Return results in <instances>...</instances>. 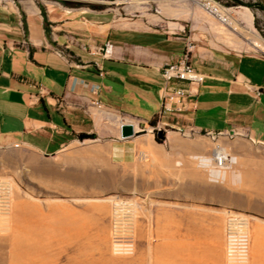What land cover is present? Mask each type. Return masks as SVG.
Wrapping results in <instances>:
<instances>
[{"label":"crops","instance_id":"1","mask_svg":"<svg viewBox=\"0 0 264 264\" xmlns=\"http://www.w3.org/2000/svg\"><path fill=\"white\" fill-rule=\"evenodd\" d=\"M150 1L155 5L146 0L140 1L142 5L94 8L52 0H0V148L30 150L46 158L60 153L62 159H74L75 170L57 171L48 163L35 170L43 173L45 185L48 180H61L62 190L72 193V199L86 201L81 208L73 207L80 213L82 229L77 227L80 239L70 243L64 239L61 215L63 208L72 205L57 199L43 204L49 240L45 264L115 263L108 259L107 246L100 243L108 228L107 201L113 196H80L87 189L90 193L106 191L109 174L89 178L87 174L93 171L79 167L105 162L110 145V158L118 167L132 164L143 147L167 171L170 157L151 142L149 120L160 108L164 82L159 69L181 55L187 39L194 43L189 59L202 80L189 98L188 110L167 115L164 121L194 131L236 132L264 145V55L215 45L206 37L196 39V18L191 14L185 21L177 0ZM221 7L230 24L231 14ZM249 39L248 43L264 51V40L257 34ZM105 42L111 44L107 57L99 51ZM121 123H132L138 131L121 138ZM86 134L92 138L85 139ZM179 144L189 150L184 141ZM238 153L241 163L237 161V171L239 166L242 175L236 181L258 190L260 186L264 198V161L255 166L243 159H264V151L245 148ZM134 171L142 174L140 169ZM164 171L155 173L157 188L158 177L169 174ZM201 185L205 196L208 191L216 193L215 186ZM147 188L133 180L125 185L130 192ZM215 193L211 196L220 197ZM245 204L255 210L263 205ZM156 206L155 264H224L221 210L195 214L188 204L187 212L171 214L160 204ZM256 221L264 226V219L254 217L252 222ZM258 236L260 254L257 246L253 264L264 262V230Z\"/></svg>","mask_w":264,"mask_h":264},{"label":"rangeland","instance_id":"2","mask_svg":"<svg viewBox=\"0 0 264 264\" xmlns=\"http://www.w3.org/2000/svg\"><path fill=\"white\" fill-rule=\"evenodd\" d=\"M41 1L45 3L46 0H35L37 3H42ZM83 1L90 2L89 0ZM102 1L103 3H106V5H115L114 3L105 2L104 0ZM216 1H218L220 5L222 4L227 7V11H230L232 19L229 26L218 23L208 15L198 3L177 0V3L183 11L182 16L185 21L191 14L196 18V39H203L206 37L210 39V43L215 45H221L242 52L264 55V51L247 42V40H250L249 38L253 33L257 34V36L264 40V11L261 9L256 10L254 7L249 6L247 3L251 2V0H240V3L236 4H231L226 0ZM99 110H103V108L99 107ZM149 125L150 128H148L152 130L149 132L151 134V142L155 146H159L164 155L170 157L169 168L167 171L166 169H163L165 170L164 172H168L169 174L160 175L158 177V184H160V187H156L157 177L155 176L157 170L163 171L158 162L159 160H157V157L151 153L150 149L147 152L143 147H141L136 160L128 166L118 167L119 165L111 160V147L108 145L107 153L104 155L106 163L100 160L99 162L79 167L80 169L93 171L92 174H87L89 178L95 177L100 173L109 174V186L106 191L96 189L95 193H90V190L87 189L82 192L80 196H113L118 199H134L138 202L136 222L138 225V232L140 230L139 227L141 226L144 229V232L136 235L137 238L134 255H113L116 259L114 264H155L152 248L155 244L156 237L155 209L157 203L160 204L167 213L169 212L171 214L187 212L188 204L191 205V211L195 214L216 213V211L211 209L221 210L220 215L222 217V222L224 223L222 237L223 249L225 240V218L228 214H245L250 221H252L254 217L264 219V198L260 197V191L255 189V186H243L241 183L239 184V182L233 181L229 175H227L226 180L221 184L209 182L206 179L207 171L204 168L202 169L197 166L195 160L189 157L193 151L183 148L179 144V141H190L198 137H203L207 142L208 148L214 143H225L226 147L231 152H235L236 141L243 142L245 148H250L255 151H264L263 144H255L236 132H224L210 135L205 131L181 129L169 126L168 124L160 127V129L164 131V137L160 139L155 135L156 128H152L153 125L151 124ZM84 138L89 140L92 138V135L86 134ZM63 153L68 154L71 152L65 151ZM151 154L152 156H150ZM61 157L62 155L60 153L54 158H46L30 150L13 147L0 148V180L4 177L10 178L17 187L19 193L34 198L41 209L46 201L50 202L53 201V199H57L64 203H70L72 207L78 206L81 208L86 201L83 199H72V193L62 190L61 185L63 182L61 180H48L47 185H45L43 173L35 170L39 166L44 165V163L53 166L57 171L67 169L75 170L77 168L74 164V159L70 157L62 159ZM243 159L249 164L254 162L255 166L259 165L258 163L260 161H264V159L261 158L244 157ZM188 161H191V163ZM240 161L241 158H238V165H240ZM134 169H140L142 174L135 172ZM239 169L241 170L238 166V171H240ZM129 180H133L134 183L142 182L143 184H147V191L130 192L126 190L125 185ZM188 182H192L190 183L192 186V196L190 198L187 196ZM204 183L209 186H215L213 187V190L216 189V193L215 191H208V196H205L202 193L203 189L200 188V186H202L201 184ZM212 193H218L220 194V197L211 196ZM4 195H6L4 189H1L0 186V204L5 197ZM110 199L111 198L108 199L109 202ZM108 201L107 208L109 210ZM261 202L263 205L261 204L262 206H257L258 208L256 207L258 211L245 204ZM165 214L166 213H164V215ZM108 230L109 229L107 228V231ZM7 259L8 253L6 248L0 246V264H8ZM60 259L63 261V254L60 255ZM224 264H226V262H224Z\"/></svg>","mask_w":264,"mask_h":264},{"label":"bare ground","instance_id":"3","mask_svg":"<svg viewBox=\"0 0 264 264\" xmlns=\"http://www.w3.org/2000/svg\"><path fill=\"white\" fill-rule=\"evenodd\" d=\"M140 1H146V0H140ZM182 1H192L194 3H200L201 6H209L212 10L218 13V16L225 17V22H227L226 13L224 9L221 7V5L218 3V1L216 0H182ZM183 141H179V142H183ZM184 143L189 148V151H193V153H191L189 157L195 160L196 165L201 167L202 169L204 168L207 172L209 170L212 171L211 177L209 176V172L206 175L207 176L206 179L209 182L221 184L226 180L227 175H229V177L233 181L237 180V175L238 176L240 175L241 178L242 170L239 169L241 173L240 171L238 172L236 169V164L239 158L238 152L242 149H245L243 142L241 141L235 142V150H234L235 152H231L230 150H228L225 143H214L210 148H208L207 142L203 137H198L190 141L186 140L184 141ZM220 153H223L224 155H230L231 158H234V163L228 166L226 170L222 172L223 173L222 178L221 177L217 178L216 176L217 172L214 168V157L215 155ZM150 156H152V154ZM188 162L191 163V161ZM0 186L1 189H4V193L6 194L4 195L5 197L2 200V203L0 204L1 206L0 207V246L6 248V251L8 253V259H7L8 264H45L46 263L45 250L47 247H49V240L45 236V221H46L45 219L47 218H45V212L43 208L42 209L40 208L39 204L34 198L29 197L28 195L25 194L21 195L17 187L10 178L4 177L3 179H1ZM260 189L261 188L259 186V191H261ZM137 205L138 202L134 199H118L116 197H111L110 202L108 203L109 210L107 208V211H108L109 230L107 231L105 236H102V238L100 239V243L105 244L107 246L109 252L108 259H111V263H113L116 260L113 255H119V256L134 255L136 248V238H137L136 235L138 233L142 234L144 232L142 226L139 227L140 230L138 232V225L136 222L137 208H138ZM62 211H63V215L61 216L64 217V222H65V224L64 223L62 224L65 226V231H66L64 239L68 243L75 242L76 240H78L77 238L80 237L79 236L80 233L76 232L77 227H79L78 219L80 220L79 218L81 217L79 216L80 213L70 206H66L65 208H63ZM48 216H51V214ZM54 216H57V214H55ZM225 219L226 220H225L224 252H225L226 264H250L251 259H254L252 258V256H254L253 255L254 252L259 250V254H260V245H259L260 243L258 242L259 241L258 235L260 231L264 230L263 224L257 221L252 222L249 220L248 216L239 213H230L226 216ZM59 221L63 222V218H61ZM83 226L85 225L83 224ZM81 227H79L80 231L82 229ZM55 229H57V227ZM257 246L258 249L256 250ZM262 246H264V244L262 245L261 243V248H263ZM152 250L154 252V261L156 263V244H154ZM88 252L89 251H87L86 253ZM262 257L264 258V255ZM263 258H261V260ZM258 262L260 264H264V262H260L259 260Z\"/></svg>","mask_w":264,"mask_h":264},{"label":"built area","instance_id":"4","mask_svg":"<svg viewBox=\"0 0 264 264\" xmlns=\"http://www.w3.org/2000/svg\"><path fill=\"white\" fill-rule=\"evenodd\" d=\"M105 2L114 3L117 5H142L140 0H104ZM156 2L149 0V5H155ZM256 10L261 9L264 11V0H251L249 2ZM204 11L210 15L214 20L222 25L229 26L228 22H225V17L218 16V13L212 10L209 6H201ZM230 13V11H229ZM194 48L192 40L187 39L183 52L174 60H169L163 63L159 69L160 75L163 79V91L161 94L160 108L158 112L153 116L154 124L152 128L160 129L167 122L164 118L167 115H176L184 113L188 110L189 98L196 93L197 85L202 80V75L195 69L190 61V55ZM101 56L107 57L111 52V44L105 42L104 45L99 47ZM95 103L99 105V101L95 100ZM213 135L221 132H208ZM234 163V158L230 155H224L223 153L217 154L214 157V168L216 170L217 178H222L223 173L228 166ZM209 176H212V171H208ZM207 172V174H208Z\"/></svg>","mask_w":264,"mask_h":264},{"label":"trees","instance_id":"5","mask_svg":"<svg viewBox=\"0 0 264 264\" xmlns=\"http://www.w3.org/2000/svg\"><path fill=\"white\" fill-rule=\"evenodd\" d=\"M227 2L231 3V4H236V3H240V0H226ZM59 2L65 4V5H88L94 8H102L104 6H106V3L103 2H95V1H83V0H59ZM249 6H251L250 3H247ZM149 124L153 125L154 124V119H150L149 120Z\"/></svg>","mask_w":264,"mask_h":264},{"label":"water","instance_id":"6","mask_svg":"<svg viewBox=\"0 0 264 264\" xmlns=\"http://www.w3.org/2000/svg\"><path fill=\"white\" fill-rule=\"evenodd\" d=\"M138 129H135L132 123H121L119 125V135L121 138L132 136ZM155 135L157 138L162 139L164 137V131L162 129H156Z\"/></svg>","mask_w":264,"mask_h":264}]
</instances>
